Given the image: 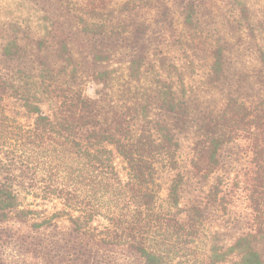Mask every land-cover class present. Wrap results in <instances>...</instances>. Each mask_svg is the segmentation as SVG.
I'll return each mask as SVG.
<instances>
[{
    "label": "trees",
    "instance_id": "obj_1",
    "mask_svg": "<svg viewBox=\"0 0 264 264\" xmlns=\"http://www.w3.org/2000/svg\"><path fill=\"white\" fill-rule=\"evenodd\" d=\"M234 184L250 214L229 238L210 215ZM8 245L42 264H264V0H0V264Z\"/></svg>",
    "mask_w": 264,
    "mask_h": 264
},
{
    "label": "rangeland",
    "instance_id": "obj_2",
    "mask_svg": "<svg viewBox=\"0 0 264 264\" xmlns=\"http://www.w3.org/2000/svg\"><path fill=\"white\" fill-rule=\"evenodd\" d=\"M239 59L242 61V66H248L251 63H254L255 59L252 54H243ZM82 86L86 93L93 94L94 93V86L91 83L90 79V71L86 67L84 70V76L82 80ZM219 98L217 94H208L206 96L207 102H214ZM15 113L17 111L16 106H10L9 112ZM179 141H180V159L183 162V158L187 159L189 157L190 152V145L193 139V129H189L187 132H180L178 134ZM234 152L230 153V156L233 155ZM238 156H234L232 159H226V164L228 165L227 170L230 172V176L235 178L238 175V178H242V174L247 166V159H245L244 155L241 154L240 158ZM237 159V160H235ZM115 165L116 167L122 171V162L120 158L115 154ZM241 170V171H240ZM170 172H162L160 174L159 182L161 185V196H165L166 188L168 185ZM206 187V186H205ZM240 187V188H238ZM243 184H234L231 189V204L229 206V212L226 214L213 213L210 215L212 220V227L218 229L223 235L227 237H232V235H236L243 229H245L248 218H249V211L247 208V203L245 200L244 193L241 189ZM201 189V190H200ZM204 189V185H191L188 186L184 192V199H191L194 198L196 195H201ZM204 191V190H203ZM183 199V193H182ZM183 201V200H182ZM27 203L38 207L42 210H47L49 212L53 211L55 207H57V203L52 201L43 200L39 198H28ZM7 228L10 233H15V235L26 234L29 232L28 227L22 226L20 224H11ZM16 238V237H15ZM18 243V242H17ZM3 255L7 262L12 264H42V261L39 258L34 257L30 253H25L24 250H20L18 247H14V245H8L4 248Z\"/></svg>",
    "mask_w": 264,
    "mask_h": 264
}]
</instances>
